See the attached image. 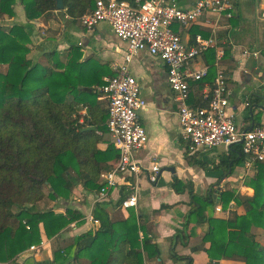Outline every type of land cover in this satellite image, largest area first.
<instances>
[{
  "label": "trees",
  "instance_id": "obj_1",
  "mask_svg": "<svg viewBox=\"0 0 264 264\" xmlns=\"http://www.w3.org/2000/svg\"><path fill=\"white\" fill-rule=\"evenodd\" d=\"M118 1L133 5L136 0ZM14 4L15 0H0V264H17L20 254L40 244L42 233L54 239L52 263L66 260L73 247L74 261L85 259L88 264H145V258H158L150 230L133 210L127 211L123 221L113 222L96 205L92 215L99 222L97 230L66 241L59 238L71 223L83 221L80 211L68 205L76 186L81 184L84 190L99 193L101 174L110 171L118 159L113 144L107 143L104 151L97 148L109 135L107 109L92 89L102 85L103 73L89 68L91 60L79 62L78 49H72L65 63L54 51L42 55L44 62L33 60L25 29L4 25L14 15ZM21 4L28 21L56 11L55 0H21ZM94 6L93 0H63L65 14L72 20H79ZM205 54L214 56L212 49ZM208 67L206 78L189 83L188 105L192 109L208 106L201 88L206 82L214 83V59ZM105 74L113 77L117 73ZM84 109L86 114L81 115ZM90 127L96 130H86ZM229 154L220 162L225 172L233 158H244L239 144L232 145ZM185 157L190 164L204 166L187 150ZM178 186L181 183L174 181L176 191ZM243 186L252 189L253 195L225 190L220 195L222 208L234 202L236 210H231L225 220H208V264L220 260L264 264V162L255 163L252 176L245 177ZM190 195L188 223L191 218L205 222L209 198L193 192ZM46 198L67 203L64 211L41 209ZM86 238L89 243L81 246Z\"/></svg>",
  "mask_w": 264,
  "mask_h": 264
},
{
  "label": "crops",
  "instance_id": "obj_2",
  "mask_svg": "<svg viewBox=\"0 0 264 264\" xmlns=\"http://www.w3.org/2000/svg\"><path fill=\"white\" fill-rule=\"evenodd\" d=\"M176 1L178 7L186 9L197 0ZM229 1L232 5L231 17L208 13L187 28L180 25H173L172 28L185 45L193 43L194 35H201L203 38L213 37L214 56L210 57L205 51L196 58L192 67L195 70L207 67L209 70L208 64L213 59L216 64V55L221 54L218 64L227 77V86L230 90L227 113L233 118L239 130L247 131L254 127H264V0ZM13 12L14 15L6 19L4 25L7 27L17 25L25 29L31 40L30 57L33 60L44 62L42 55L54 51L60 61L65 63L72 49H78L81 55L79 62L91 60L89 68L103 73L102 85L104 79L109 77L105 73L107 71L117 73V66L124 63L127 45L114 35L107 23H100L94 29L88 30L82 27L78 20L66 18L64 9L28 21L21 0H15ZM254 54H257V57ZM100 67L103 68L102 71ZM129 71L138 82L140 96L147 104L146 108L138 113V121L145 129L147 142L145 147L135 154L141 168L137 176V206L122 209L119 205L121 200L133 194L135 179L132 176H118L116 187L109 190L103 199L99 198L98 193L86 191L78 184L72 202L68 205L80 211L83 221L71 223L60 233L59 238L66 241L97 230L98 226L87 218L93 217L96 205L108 213L109 219L113 222L123 221L128 216L127 211L133 210L143 219L145 227L150 230L149 237H152L159 250V257L145 258V264H208L210 258L207 250L210 244L205 239L210 230L208 220L226 219L222 213L216 211L217 207L222 208L220 195L229 190L242 196H252L253 190L243 186V180L254 169L246 173L245 157L240 161L241 156L238 155L230 161L229 170L225 172L220 162L229 157L231 146L220 145L208 151L195 153L188 150L187 144L180 136L175 93L167 83V68L160 59L146 52H139L129 64ZM205 84L212 87L207 82L203 84L202 98ZM100 86L96 85L92 89L98 95V101L104 102L107 109V100L97 91ZM79 113L85 115L86 110H80ZM105 139L97 145L100 151L107 149V143L112 144L109 135ZM186 150L189 155L196 156L193 160H200L204 166L190 164L185 157ZM152 164L159 166L156 184H150L147 179L148 169ZM174 181H179L182 185L177 187L178 191L173 187ZM184 185L186 186L183 187ZM190 192L209 198L210 204L204 211L206 221L203 223H197L194 218L188 223L192 198ZM65 204L67 203L44 199L41 209L52 208L62 213ZM236 208L234 202H231L227 209L222 210L228 211L229 215V212ZM252 231L255 232V229ZM42 241L48 247L40 255L25 251L18 257V262L88 264L85 259L74 261V247L66 260L52 263L54 239H47L42 233ZM89 241V238H86L80 244L85 246ZM218 264L239 263L220 260Z\"/></svg>",
  "mask_w": 264,
  "mask_h": 264
},
{
  "label": "built area",
  "instance_id": "obj_3",
  "mask_svg": "<svg viewBox=\"0 0 264 264\" xmlns=\"http://www.w3.org/2000/svg\"><path fill=\"white\" fill-rule=\"evenodd\" d=\"M94 2V9L79 18L80 25L92 30L100 23H107L114 35L127 45L124 63L117 66V74L105 78L103 85L97 89L107 100L106 128L118 152L113 168L101 175L103 186L98 193L100 199L116 187L118 176H132L135 179L133 194L123 200L120 207L130 209L137 206V176L141 168L135 154L147 142L138 113L147 104L140 96V86L131 75L129 64L139 52L160 59L166 66L167 83L175 93L180 136L191 153L208 151L220 145L228 147L239 144L245 157L246 173L254 169L255 163L264 162V127L239 130L227 113L230 90L227 77L218 64L220 53L216 55L214 83L212 87L205 84L203 89V100L208 101V106L192 109L188 105L189 83L202 81L208 74L207 67L195 70L192 64L205 51L214 48L215 42L213 37L196 35L191 45H185L172 27L177 24L187 28L208 13L231 17L232 5L229 0H197L186 9L178 7L176 0H136L133 5L118 0ZM254 56L257 57V54ZM158 173V164H152L147 174L150 184L157 183ZM216 211L228 217V211L223 212L221 207H217ZM87 218L99 227L97 220L91 216ZM44 246L41 241L28 251L36 252Z\"/></svg>",
  "mask_w": 264,
  "mask_h": 264
},
{
  "label": "water",
  "instance_id": "obj_4",
  "mask_svg": "<svg viewBox=\"0 0 264 264\" xmlns=\"http://www.w3.org/2000/svg\"><path fill=\"white\" fill-rule=\"evenodd\" d=\"M55 3H56V10L57 11H62L64 9L63 7V0H55ZM86 130H89V131H95V127H90V128H87Z\"/></svg>",
  "mask_w": 264,
  "mask_h": 264
},
{
  "label": "rangeland",
  "instance_id": "obj_5",
  "mask_svg": "<svg viewBox=\"0 0 264 264\" xmlns=\"http://www.w3.org/2000/svg\"><path fill=\"white\" fill-rule=\"evenodd\" d=\"M9 27H10V26H9ZM42 62H43V61H42ZM252 173H253V172H251L249 176H252ZM249 176H246V177H249ZM46 200H47V198H46ZM48 200H50V199H48ZM50 201H52V200H50ZM46 203H47V201H46ZM259 240L261 241L262 239L260 238ZM47 247H48V245L45 246L43 249H39V250H37L36 252H34V254H36V255H40V254L42 253V251H43L44 249H46ZM52 248H53V244H52ZM27 252H29V251L27 250ZM19 256H20V255H19ZM19 256H18V257H19ZM18 259H19V258H17L16 263H17V264H22V263H19V262H18ZM42 264H43V263H42Z\"/></svg>",
  "mask_w": 264,
  "mask_h": 264
}]
</instances>
